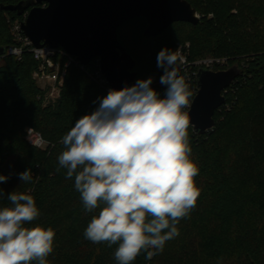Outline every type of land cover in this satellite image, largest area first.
Returning a JSON list of instances; mask_svg holds the SVG:
<instances>
[{"label":"trees","instance_id":"1","mask_svg":"<svg viewBox=\"0 0 264 264\" xmlns=\"http://www.w3.org/2000/svg\"><path fill=\"white\" fill-rule=\"evenodd\" d=\"M23 1L31 0H0V49L17 44L11 23L24 17L2 6ZM187 1L199 15L197 24L174 23L157 37L144 35L146 18L119 29L120 42L136 61L137 80L153 77L152 87L163 96L157 55L165 48L177 55L180 42L191 43V60L227 58L225 69L237 66L240 76L228 89L225 106L216 111L215 128L198 135L189 127L190 158L199 168L195 208L179 221L180 234L162 252L151 260L141 252L132 264H264V0ZM135 23L141 29L140 47L130 45L124 34ZM37 68L31 52L21 61L7 56L0 63V174H11L0 188L34 197L41 214L31 224L55 231L48 264H117L118 244L109 247L84 238L96 213L84 210L74 178H65L66 169L57 171L62 137L107 91L90 77L91 66L87 72L72 66L59 103L43 108L33 79ZM28 128L40 132L50 146H32ZM28 168L33 179L22 183L18 174ZM5 206H10L6 196L0 199V208Z\"/></svg>","mask_w":264,"mask_h":264},{"label":"clouds","instance_id":"2","mask_svg":"<svg viewBox=\"0 0 264 264\" xmlns=\"http://www.w3.org/2000/svg\"><path fill=\"white\" fill-rule=\"evenodd\" d=\"M178 61L171 49L157 55L163 96L152 87L153 77L109 89L61 139L57 171L66 169L84 210L96 213L84 238L118 244L117 264H132L141 252L146 260L162 252L200 196L186 111L192 93ZM18 176L22 183L33 179L31 168ZM10 177L0 174V183ZM5 196L10 206L0 208V264H48L55 231L31 224L41 214L34 197L0 188V199Z\"/></svg>","mask_w":264,"mask_h":264},{"label":"water","instance_id":"3","mask_svg":"<svg viewBox=\"0 0 264 264\" xmlns=\"http://www.w3.org/2000/svg\"><path fill=\"white\" fill-rule=\"evenodd\" d=\"M44 3L47 7L40 6ZM2 9L19 16L29 11L22 30L36 48L61 47L83 65L100 58L101 71L114 89L133 85L138 76L136 61L119 40V29L126 22L146 18L149 27L144 35L157 37L174 23L199 21L187 0H31ZM5 53L6 48H1L0 54ZM239 76L237 66L219 71L200 69L199 91L188 112L196 134L204 135L215 128L216 111L227 102L224 91Z\"/></svg>","mask_w":264,"mask_h":264},{"label":"built area","instance_id":"4","mask_svg":"<svg viewBox=\"0 0 264 264\" xmlns=\"http://www.w3.org/2000/svg\"><path fill=\"white\" fill-rule=\"evenodd\" d=\"M40 6L47 7V4L44 3ZM28 15L29 11L23 15V20H17L11 23V34L17 44L6 48V53L4 55L0 54V62L7 56H13L16 60L21 61L25 52H31L33 54L35 60L38 62V68L33 73V79L40 89L41 93L38 95V100L41 102L43 108H52L59 103L62 98V91L68 71L72 66H77L85 72H87V68L91 66L92 72L89 73L90 77L97 84L102 86L107 93L109 89H114L110 86L108 79L101 71L100 58L93 59L89 65H83L75 56L69 54L61 47L55 48L46 45L41 48H36L22 30V23L26 21ZM190 54L191 43L178 44L177 56L179 57V61L177 68L180 74L185 75L192 89L190 107L186 109L187 112L190 111L194 98L199 91L198 73L200 69L219 71L226 70L225 68L229 66L227 58L191 60ZM228 89L224 91L225 96L228 93ZM27 140L32 146L38 149L46 150L50 146V143L44 139L42 134L33 128L27 129Z\"/></svg>","mask_w":264,"mask_h":264},{"label":"rangeland","instance_id":"5","mask_svg":"<svg viewBox=\"0 0 264 264\" xmlns=\"http://www.w3.org/2000/svg\"><path fill=\"white\" fill-rule=\"evenodd\" d=\"M140 26L135 23V24H132L130 26H128L125 30H124V34L126 36V38L129 40L130 42V45H135L137 47H140L141 44H136V39L140 33ZM180 43H183V42H180ZM1 63V62H0Z\"/></svg>","mask_w":264,"mask_h":264}]
</instances>
